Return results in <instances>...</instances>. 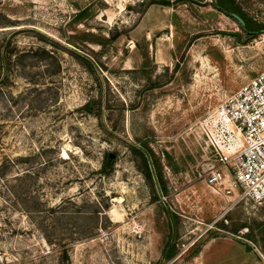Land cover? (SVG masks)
Instances as JSON below:
<instances>
[{"label":"rangeland","instance_id":"obj_1","mask_svg":"<svg viewBox=\"0 0 264 264\" xmlns=\"http://www.w3.org/2000/svg\"><path fill=\"white\" fill-rule=\"evenodd\" d=\"M234 2L264 26V0ZM262 30L214 0H0V264H158L169 235L164 264H257L264 205L225 212L206 179Z\"/></svg>","mask_w":264,"mask_h":264},{"label":"built area","instance_id":"obj_2","mask_svg":"<svg viewBox=\"0 0 264 264\" xmlns=\"http://www.w3.org/2000/svg\"><path fill=\"white\" fill-rule=\"evenodd\" d=\"M213 118L215 159L206 182L227 201L225 212L242 202L264 205V71L226 99Z\"/></svg>","mask_w":264,"mask_h":264},{"label":"trees","instance_id":"obj_3","mask_svg":"<svg viewBox=\"0 0 264 264\" xmlns=\"http://www.w3.org/2000/svg\"><path fill=\"white\" fill-rule=\"evenodd\" d=\"M215 1V7L222 12L223 14H225L226 16L230 17L231 19H233L230 14L231 13H235L237 14L243 21H244V25L242 26L241 24L240 27L241 29H243L247 34L248 37H252L254 36V34H256L257 32L261 31V29L264 28V26L257 24L256 22H253L246 14L245 12L241 9V7L236 4L234 2V0H214ZM153 3H157V4H161L164 6H169L168 2H153ZM88 15V10H83L81 12H79L75 17H76V21H82L84 20ZM234 20V19H233ZM236 21V20H234ZM233 36L239 35V34H232ZM85 39L83 41H87L90 43L93 42H98L99 40H96L97 38L94 36V34L89 33L84 35ZM139 157L141 158V161L143 162L144 168H145V175L151 179L154 178L157 179L156 183L158 182L159 184V189L161 191V193H166V187L162 182V178L160 176V178H158V174L160 175V173H156V169H153L152 164L154 163L152 161V159L150 158V155L144 151V150H140L137 149L135 150ZM156 165V162H155ZM249 249V247H247ZM200 249L198 248L197 250H195L194 254L195 256L198 255L200 253ZM177 248L175 243L172 242V236L169 235L168 240L162 250L161 253V257L159 259L158 264H164L165 262H168L170 260H172L176 255H177Z\"/></svg>","mask_w":264,"mask_h":264},{"label":"crops","instance_id":"obj_4","mask_svg":"<svg viewBox=\"0 0 264 264\" xmlns=\"http://www.w3.org/2000/svg\"><path fill=\"white\" fill-rule=\"evenodd\" d=\"M215 239H212L211 241H209V242H207L206 243V245H205V249L203 250V252L207 249V248H209L212 244H214V243H216V240L214 241ZM235 243H237V242H232V244H231V246L232 245H234ZM240 244V243H239ZM242 245V244H241ZM244 246V245H243ZM247 247H249V246H244V248H246V251H248V252H250V253H253V254H255V256L257 257V264H264V255L261 253V252H259L258 250H257V252L255 251L254 252V250H251V247H249V249L247 248Z\"/></svg>","mask_w":264,"mask_h":264},{"label":"water","instance_id":"obj_5","mask_svg":"<svg viewBox=\"0 0 264 264\" xmlns=\"http://www.w3.org/2000/svg\"><path fill=\"white\" fill-rule=\"evenodd\" d=\"M230 16L236 20L239 24H241L242 26L244 25V21L235 13H231ZM264 32V30H262Z\"/></svg>","mask_w":264,"mask_h":264}]
</instances>
